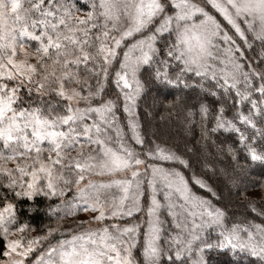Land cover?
Listing matches in <instances>:
<instances>
[{
	"label": "snow or ice",
	"instance_id": "obj_1",
	"mask_svg": "<svg viewBox=\"0 0 264 264\" xmlns=\"http://www.w3.org/2000/svg\"><path fill=\"white\" fill-rule=\"evenodd\" d=\"M0 264H264V0H0Z\"/></svg>",
	"mask_w": 264,
	"mask_h": 264
},
{
	"label": "trees",
	"instance_id": "obj_2",
	"mask_svg": "<svg viewBox=\"0 0 264 264\" xmlns=\"http://www.w3.org/2000/svg\"><path fill=\"white\" fill-rule=\"evenodd\" d=\"M148 103H151V100L150 99H149ZM227 163L228 162L225 160L224 161V165H226ZM256 171L259 172L260 169L257 168ZM233 211L236 212L237 214H239V213H242L244 211V209L242 207H240V208L233 209Z\"/></svg>",
	"mask_w": 264,
	"mask_h": 264
},
{
	"label": "rangeland",
	"instance_id": "obj_3",
	"mask_svg": "<svg viewBox=\"0 0 264 264\" xmlns=\"http://www.w3.org/2000/svg\"><path fill=\"white\" fill-rule=\"evenodd\" d=\"M80 218H81V219L85 218V217H84V214H81V215H80Z\"/></svg>",
	"mask_w": 264,
	"mask_h": 264
}]
</instances>
